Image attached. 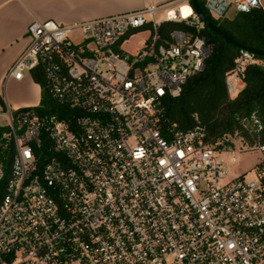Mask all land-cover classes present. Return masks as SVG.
I'll list each match as a JSON object with an SVG mask.
<instances>
[{"label":"built area","instance_id":"built-area-1","mask_svg":"<svg viewBox=\"0 0 264 264\" xmlns=\"http://www.w3.org/2000/svg\"><path fill=\"white\" fill-rule=\"evenodd\" d=\"M202 1L215 19L260 7ZM179 5L29 22L5 78L40 73L58 111L0 110L11 146L7 168L0 163V264H264V141L253 144V169L232 176L228 136L213 140L199 121L181 130L164 117V100L212 52L203 23ZM162 22L177 26L165 35ZM142 30V46L123 51ZM254 61L246 52L234 59L230 98Z\"/></svg>","mask_w":264,"mask_h":264},{"label":"trees","instance_id":"trees-1","mask_svg":"<svg viewBox=\"0 0 264 264\" xmlns=\"http://www.w3.org/2000/svg\"><path fill=\"white\" fill-rule=\"evenodd\" d=\"M198 3L205 14L218 27L235 40L246 45L264 49V10L260 7L247 12H237L231 19H215L205 10L202 0ZM177 24L162 22L159 26L162 34ZM201 33L212 43V52L205 61L202 71L188 78L177 97L164 100L163 111L170 123L181 130L191 128L197 121L205 125L213 140L237 135L254 144L264 141V56H255V61L248 64L243 72V86L232 98L227 94L225 74L233 66L234 59L241 53L236 47L223 41L215 33L202 28ZM33 79L40 84L42 75L33 73ZM0 101L2 99L0 97ZM39 111L56 113L57 105L50 99L41 86ZM6 127L0 126V135ZM224 143L229 145V141ZM3 149L7 168L10 162L9 150ZM0 150V155L2 154Z\"/></svg>","mask_w":264,"mask_h":264},{"label":"crops","instance_id":"crops-1","mask_svg":"<svg viewBox=\"0 0 264 264\" xmlns=\"http://www.w3.org/2000/svg\"><path fill=\"white\" fill-rule=\"evenodd\" d=\"M171 1L175 0H0V109L33 105L40 101L41 86L28 73L21 80L5 78L8 68L28 42L26 30L34 17L68 24L135 10L149 2ZM177 1L180 5L185 4ZM259 1L260 8L264 10V0ZM136 33L122 42L123 51L135 53L142 46L144 39L137 45L128 43ZM16 89L21 92L17 93Z\"/></svg>","mask_w":264,"mask_h":264},{"label":"rangeland","instance_id":"rangeland-1","mask_svg":"<svg viewBox=\"0 0 264 264\" xmlns=\"http://www.w3.org/2000/svg\"><path fill=\"white\" fill-rule=\"evenodd\" d=\"M180 12L185 13L186 15H190L192 12L191 5L189 3H185L180 5L177 8ZM236 11H233L232 9L229 10L228 14L221 18L222 19H231L236 15ZM164 13L158 12L155 14V19H162L164 17ZM148 36V31L147 30H142L137 32L131 39H129L128 43L129 44H140L143 39H145ZM77 38V36H75ZM29 76L32 77L31 73H28ZM4 86V84L2 85ZM17 93H20V89H16ZM39 105V102L33 105H23L19 107H9L12 110H18L22 108H27V107H37ZM2 110V109H0ZM6 125V120L4 118H0V126L5 127ZM229 145L225 144V147L223 149L227 150V153L224 154V157L226 160H229L230 157H234L235 161L233 163H230V174L232 176H235L239 173H243L245 171L253 169L254 165L256 164L258 160V154L257 151L254 147V145H250L249 143H246L242 141L239 136L237 135H231L229 137ZM8 148V143L3 137V134L0 135V150L2 153L3 149ZM5 160V153H2L0 155V163L3 164Z\"/></svg>","mask_w":264,"mask_h":264},{"label":"water","instance_id":"water-1","mask_svg":"<svg viewBox=\"0 0 264 264\" xmlns=\"http://www.w3.org/2000/svg\"><path fill=\"white\" fill-rule=\"evenodd\" d=\"M190 5L192 10L194 11L196 17L203 23V25L219 36L223 41L229 45H232L239 49L241 52H246L251 54L253 57L255 56H264V49L255 48L244 43H241L226 32L222 31L218 25H216L210 18L205 14V12L200 7L198 0H190Z\"/></svg>","mask_w":264,"mask_h":264}]
</instances>
